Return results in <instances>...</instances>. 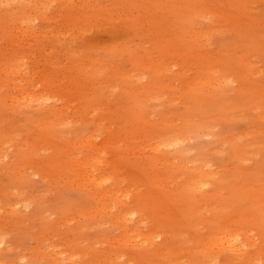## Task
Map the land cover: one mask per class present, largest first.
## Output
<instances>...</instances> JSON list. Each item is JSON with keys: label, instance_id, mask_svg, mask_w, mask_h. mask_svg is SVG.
<instances>
[{"label": "rangeland", "instance_id": "obj_1", "mask_svg": "<svg viewBox=\"0 0 264 264\" xmlns=\"http://www.w3.org/2000/svg\"><path fill=\"white\" fill-rule=\"evenodd\" d=\"M3 1L0 264H264V0Z\"/></svg>", "mask_w": 264, "mask_h": 264}, {"label": "bare ground", "instance_id": "obj_2", "mask_svg": "<svg viewBox=\"0 0 264 264\" xmlns=\"http://www.w3.org/2000/svg\"><path fill=\"white\" fill-rule=\"evenodd\" d=\"M12 1V3L13 4H20V3H22V2H20V0H11ZM2 2H4L3 0H0V3H2ZM28 2H33L32 0H29ZM33 4H35V3H33ZM38 17H40L41 18V15H39ZM6 18L4 17V16H1L0 17V26L3 28V27H5V25H6V20H5ZM7 30H10V29H7ZM11 72V74H13V73H16L17 74V76H20V73H21V71L20 70H13V71H10ZM226 82V84H229V82L228 81H225ZM224 82V83H225ZM228 86V85H227ZM225 87H226V85H225ZM204 171V170H203ZM200 172V171H199ZM202 174V173H201ZM204 176H202V178H203ZM95 178H97L96 176H95ZM108 184V182H107V180H104V179H95L94 180V185H95V187H96V189L97 190H101L102 188H103V186L104 185H107ZM107 194V196H109V193H106ZM229 232V231H228ZM228 232H226V233H228ZM221 245L223 246L224 245V247H225V245L227 246V249L228 250H230V251H242V246H240L238 243H237V239H232V234H231V232H229L224 238H222V240H221Z\"/></svg>", "mask_w": 264, "mask_h": 264}]
</instances>
